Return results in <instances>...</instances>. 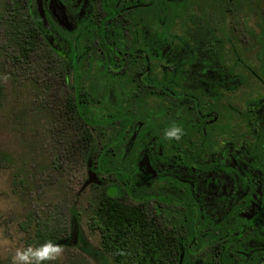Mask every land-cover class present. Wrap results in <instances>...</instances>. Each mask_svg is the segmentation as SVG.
I'll return each mask as SVG.
<instances>
[{
    "label": "flooded vegetation",
    "instance_id": "flooded-vegetation-1",
    "mask_svg": "<svg viewBox=\"0 0 264 264\" xmlns=\"http://www.w3.org/2000/svg\"><path fill=\"white\" fill-rule=\"evenodd\" d=\"M11 4L20 6L33 36L47 39L63 54L70 44L78 56L72 60L74 77L78 65H88L82 78L85 91L91 90L93 80L103 79L97 74L103 68L101 52L89 45L79 50L78 43L94 15L99 18L92 0ZM199 28L196 50L191 49L193 42L177 50L167 46L162 54L148 50L149 66L116 69L127 89H119L120 101L137 106V121L143 127L146 107L154 108L158 100L156 75L168 72L165 88L178 95L171 89L178 85L170 74L178 70L172 59L185 61L180 70L185 75L182 94L187 97L166 100V122H158L160 117L151 112L150 142L138 150L137 174L149 184V200L132 197L120 184L113 186L101 177L110 181L109 192L117 188L113 196L142 206L177 236L175 264H264V44L253 33L264 32V19H206ZM138 55H122L120 60L126 63ZM173 123L184 129L179 141L164 136ZM145 188H139L144 195Z\"/></svg>",
    "mask_w": 264,
    "mask_h": 264
},
{
    "label": "trees",
    "instance_id": "trees-1",
    "mask_svg": "<svg viewBox=\"0 0 264 264\" xmlns=\"http://www.w3.org/2000/svg\"><path fill=\"white\" fill-rule=\"evenodd\" d=\"M92 1L99 18L94 15L91 30L85 29L84 36L78 41L79 50L89 45L105 57L98 56L103 68L97 74L101 73L103 79L99 82L93 80L91 90L87 91L82 78L88 65H78L79 71L74 77L72 60L78 56L70 44H66L63 54L56 51L47 39L33 36L25 14L20 6L12 7L11 0L2 2L0 23L6 24L10 45L16 49L11 56L12 61H29L33 54L43 52V59L50 64L64 90L65 115L77 133L76 144L85 155L93 154V169L112 181L113 186L120 184L132 197L141 195L147 201L149 184L137 174L138 150L150 142L147 132L152 125L151 112L160 117L158 122H166V100L187 97L182 94V77L185 75L180 70L185 61L177 57L172 59L175 62L173 67L178 70L170 74L178 85L171 86V89L178 91V95H172L165 88L169 83L168 72L156 75L158 100L154 108L146 107L143 127L137 121V106L132 103L124 106L120 101L119 89H127L120 83L116 69L123 65L128 66L129 71L139 65L149 66L148 50L162 54L167 46H172L170 50L182 49L186 42H193L190 43L191 49L196 50L202 20L264 19V0ZM152 27L155 28V42ZM253 33L264 44V32L254 30ZM190 35L193 41L188 40ZM135 52H139V57H128L126 63L120 60L122 55L129 56ZM136 60L142 62L137 64ZM155 66L160 65L156 63ZM2 96L0 85V99ZM143 187H146L145 195L139 190ZM109 188L95 185L89 216L90 228L100 233L102 250L112 257L115 264H175L178 259L177 236L149 216L142 206L123 202L119 195H111ZM21 227L28 234L25 247L38 246L48 240L60 244L70 230L66 211L56 205L46 215L29 213ZM45 264L66 263L48 261Z\"/></svg>",
    "mask_w": 264,
    "mask_h": 264
},
{
    "label": "rangeland",
    "instance_id": "rangeland-1",
    "mask_svg": "<svg viewBox=\"0 0 264 264\" xmlns=\"http://www.w3.org/2000/svg\"><path fill=\"white\" fill-rule=\"evenodd\" d=\"M15 52L0 23V264H10L16 248L25 247L27 215H46L55 205L66 211L70 230L53 263L115 264L89 226L95 185L110 181L93 169V154L76 144L64 90L43 52L22 63L12 61Z\"/></svg>",
    "mask_w": 264,
    "mask_h": 264
},
{
    "label": "clouds",
    "instance_id": "clouds-1",
    "mask_svg": "<svg viewBox=\"0 0 264 264\" xmlns=\"http://www.w3.org/2000/svg\"><path fill=\"white\" fill-rule=\"evenodd\" d=\"M7 77H5V80ZM184 135L182 126L173 123L165 129L164 136L167 140H181ZM64 253V248L58 243L48 240L38 246L28 245L16 248L10 258V264H45L48 261H58Z\"/></svg>",
    "mask_w": 264,
    "mask_h": 264
},
{
    "label": "water",
    "instance_id": "water-1",
    "mask_svg": "<svg viewBox=\"0 0 264 264\" xmlns=\"http://www.w3.org/2000/svg\"><path fill=\"white\" fill-rule=\"evenodd\" d=\"M116 193H117V188H116V187H112V188L110 189V194H111V195H116Z\"/></svg>",
    "mask_w": 264,
    "mask_h": 264
}]
</instances>
